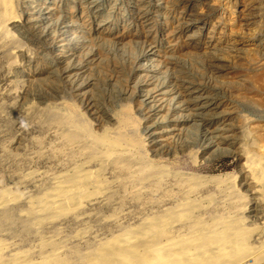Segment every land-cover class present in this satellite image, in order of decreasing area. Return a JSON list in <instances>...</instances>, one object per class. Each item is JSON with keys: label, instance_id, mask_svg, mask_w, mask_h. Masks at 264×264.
I'll return each instance as SVG.
<instances>
[{"label": "rangeland", "instance_id": "374dc122", "mask_svg": "<svg viewBox=\"0 0 264 264\" xmlns=\"http://www.w3.org/2000/svg\"><path fill=\"white\" fill-rule=\"evenodd\" d=\"M183 203L258 244L264 0H0V261L81 264Z\"/></svg>", "mask_w": 264, "mask_h": 264}, {"label": "bare ground", "instance_id": "6f19581e", "mask_svg": "<svg viewBox=\"0 0 264 264\" xmlns=\"http://www.w3.org/2000/svg\"><path fill=\"white\" fill-rule=\"evenodd\" d=\"M10 19H15V17L11 16ZM108 145L112 148L114 139H110ZM208 149H203V156L208 153ZM174 151V148H172L171 152ZM186 176L194 177L190 173H186ZM254 176H252V179L255 178ZM69 191L72 193L79 191L80 194H84V189L80 186ZM189 209H191V206L188 203H183L180 205V211L175 214H163L156 221L152 219L153 217L145 218L140 227L128 229L126 232L107 240L95 252L85 253L81 264H257L264 261V255L260 258L254 255L258 251H264V224L261 227L258 225L253 227L254 241L258 244L252 245L248 236L250 227L246 223L250 219L229 212L228 214L211 217L207 219V222L200 224L199 220L189 221L187 219L186 212ZM175 220H179L177 222L179 223L178 228L182 226V229L188 234H192V237H185V233L177 234L176 237L172 238L167 237L166 239L173 241L176 247L171 248L163 244V250H160L161 246L156 248L153 245L154 238L152 237L148 243H140L144 234L150 235L152 232L157 231V234L163 237L165 234L173 233L171 228L174 225H171V223ZM168 223L169 225H167ZM135 236L136 240L130 242V239ZM194 245L199 247L197 254L185 258V254H190V247ZM114 246L115 248H113ZM145 249H148V252H153L151 254L154 255L141 256L140 252L143 253ZM158 251L164 253H158ZM165 252L172 253L165 254ZM104 253H107L106 256H104ZM0 262L2 264H19L15 260ZM20 264H27V262L23 261ZM38 264L59 263H49L42 260Z\"/></svg>", "mask_w": 264, "mask_h": 264}]
</instances>
